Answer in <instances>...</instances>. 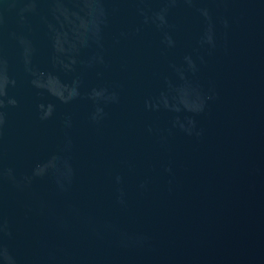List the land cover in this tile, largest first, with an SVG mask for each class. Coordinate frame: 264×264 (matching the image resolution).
Here are the masks:
<instances>
[{"label": "water", "instance_id": "1", "mask_svg": "<svg viewBox=\"0 0 264 264\" xmlns=\"http://www.w3.org/2000/svg\"><path fill=\"white\" fill-rule=\"evenodd\" d=\"M0 264H264V0H0Z\"/></svg>", "mask_w": 264, "mask_h": 264}]
</instances>
